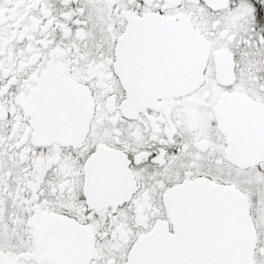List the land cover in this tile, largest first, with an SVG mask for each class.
I'll return each instance as SVG.
<instances>
[{
    "label": "snow or ice",
    "instance_id": "1",
    "mask_svg": "<svg viewBox=\"0 0 264 264\" xmlns=\"http://www.w3.org/2000/svg\"><path fill=\"white\" fill-rule=\"evenodd\" d=\"M0 264H264V0H0Z\"/></svg>",
    "mask_w": 264,
    "mask_h": 264
}]
</instances>
